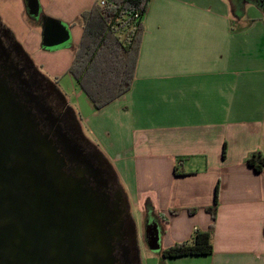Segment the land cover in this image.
Instances as JSON below:
<instances>
[{
    "label": "crops",
    "instance_id": "crops-1",
    "mask_svg": "<svg viewBox=\"0 0 264 264\" xmlns=\"http://www.w3.org/2000/svg\"><path fill=\"white\" fill-rule=\"evenodd\" d=\"M97 1L0 0V20L34 60L72 46L69 69ZM48 22L66 45H44ZM143 23L131 89L90 117L97 146L162 250L214 224L213 252L175 264H264V168L247 164L264 154V0H150Z\"/></svg>",
    "mask_w": 264,
    "mask_h": 264
},
{
    "label": "water",
    "instance_id": "water-1",
    "mask_svg": "<svg viewBox=\"0 0 264 264\" xmlns=\"http://www.w3.org/2000/svg\"><path fill=\"white\" fill-rule=\"evenodd\" d=\"M69 38L63 26L47 23L46 47L64 46ZM70 154L83 156L76 148ZM67 166L0 64V264H117L116 243L127 232L124 210L104 190L108 178L94 173L100 177L95 189L85 173L78 177ZM149 237L158 248V233Z\"/></svg>",
    "mask_w": 264,
    "mask_h": 264
},
{
    "label": "trees",
    "instance_id": "trees-1",
    "mask_svg": "<svg viewBox=\"0 0 264 264\" xmlns=\"http://www.w3.org/2000/svg\"><path fill=\"white\" fill-rule=\"evenodd\" d=\"M150 0H106L81 13L84 33L70 74L85 91L96 109H101L132 87L144 33L143 17ZM226 146L223 148L225 157ZM247 164L256 172L264 168V154L252 152ZM218 190L215 201L206 210L216 218ZM214 224L207 230L197 229L191 242L176 243L162 250L166 258L208 255L213 252Z\"/></svg>",
    "mask_w": 264,
    "mask_h": 264
},
{
    "label": "flooded vegetation",
    "instance_id": "flooded-vegetation-1",
    "mask_svg": "<svg viewBox=\"0 0 264 264\" xmlns=\"http://www.w3.org/2000/svg\"><path fill=\"white\" fill-rule=\"evenodd\" d=\"M0 64L5 68L10 85L33 108L42 130L58 144L60 152L68 160V171L78 177L80 173H85L95 189L100 177H93L94 173L101 170L108 178L109 183L104 190L108 193L111 204L118 203L124 210L122 219L127 232L125 239L116 243L117 264H138L136 223L131 214L129 198L99 153V147L84 133L76 113L59 90L57 82L40 72L37 64L21 49L1 20ZM72 148L81 151L84 157L73 158L70 154Z\"/></svg>",
    "mask_w": 264,
    "mask_h": 264
},
{
    "label": "rangeland",
    "instance_id": "rangeland-1",
    "mask_svg": "<svg viewBox=\"0 0 264 264\" xmlns=\"http://www.w3.org/2000/svg\"><path fill=\"white\" fill-rule=\"evenodd\" d=\"M37 51H39V48H37ZM54 53H56L54 56L38 54L34 57L35 60L32 59L36 62L40 72L50 80L57 82L59 90L65 95L69 106L76 113L84 133L97 145L98 138L95 136L94 130L90 125L92 123L91 119H93L91 116L95 112V106L70 74L69 69L66 68L70 64L73 55L72 46H67ZM131 214L136 223L138 264H175L176 260L163 256L160 241L158 248H152L149 243V233L155 232L151 230V228L153 229L152 223H150V220H152L151 213L149 212L148 216L145 217L139 207L132 206ZM156 232L158 233L159 231ZM158 236L160 238L159 233Z\"/></svg>",
    "mask_w": 264,
    "mask_h": 264
},
{
    "label": "built area",
    "instance_id": "built-area-1",
    "mask_svg": "<svg viewBox=\"0 0 264 264\" xmlns=\"http://www.w3.org/2000/svg\"><path fill=\"white\" fill-rule=\"evenodd\" d=\"M101 6H105L106 0H98L97 1Z\"/></svg>",
    "mask_w": 264,
    "mask_h": 264
}]
</instances>
